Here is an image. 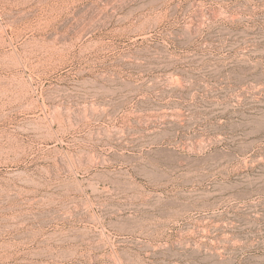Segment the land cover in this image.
Returning a JSON list of instances; mask_svg holds the SVG:
<instances>
[{
    "label": "rangeland",
    "instance_id": "rangeland-1",
    "mask_svg": "<svg viewBox=\"0 0 264 264\" xmlns=\"http://www.w3.org/2000/svg\"><path fill=\"white\" fill-rule=\"evenodd\" d=\"M264 264V0H0V264Z\"/></svg>",
    "mask_w": 264,
    "mask_h": 264
},
{
    "label": "bare ground",
    "instance_id": "bare-ground-1",
    "mask_svg": "<svg viewBox=\"0 0 264 264\" xmlns=\"http://www.w3.org/2000/svg\"><path fill=\"white\" fill-rule=\"evenodd\" d=\"M221 264V263H220Z\"/></svg>",
    "mask_w": 264,
    "mask_h": 264
}]
</instances>
